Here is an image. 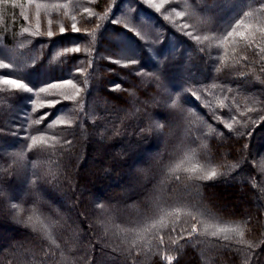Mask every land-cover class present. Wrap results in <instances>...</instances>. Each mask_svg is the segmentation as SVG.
<instances>
[{
    "label": "trees",
    "instance_id": "obj_1",
    "mask_svg": "<svg viewBox=\"0 0 264 264\" xmlns=\"http://www.w3.org/2000/svg\"><path fill=\"white\" fill-rule=\"evenodd\" d=\"M262 6L0 0V75L34 89L0 83V264H264ZM131 163L144 191L105 194Z\"/></svg>",
    "mask_w": 264,
    "mask_h": 264
},
{
    "label": "rangeland",
    "instance_id": "obj_2",
    "mask_svg": "<svg viewBox=\"0 0 264 264\" xmlns=\"http://www.w3.org/2000/svg\"><path fill=\"white\" fill-rule=\"evenodd\" d=\"M240 5V2H236V3H233V4H228L227 6H225L224 9H222V13H221V17L224 19V18H227L231 13H233L236 8H238V6ZM210 9H213L215 8L214 4L213 5H209L208 6ZM109 40L111 42H113V44L115 45V48L117 50V52H129V53H132V52H135L136 49L138 48L136 44H134L132 41L129 40V38H127L126 36L124 35H118V36H108ZM172 48V47H171ZM148 65L150 67H157L158 64H157V61H156V58L154 57V55H152V59L148 61ZM189 70H185L183 69V75L187 74L186 72H188ZM201 72H204L203 70H201ZM176 77H178V73L176 72L175 73ZM178 86H181L180 83H175L174 85H172V88H178ZM162 146L163 145V142L161 141V139L158 137L155 144H154V147L152 150L150 151H147V152H144L140 155V159H139V162H141L142 164H147L148 162H150L152 160V153L151 152H154L155 155H158V151L162 150ZM120 148L121 147H124V148H128V147H131L130 145H128V143H125V145H120L119 146ZM150 152V153H149ZM151 154V155H150ZM101 156H103V152L100 153ZM100 156V157H101ZM94 165L96 166L95 163H93L91 165V169L92 171H90V173L94 172ZM98 167V166H97ZM139 167H136L135 166V163H131L130 164V167L129 168H126L124 169L123 171L119 172V174H112V176H110L109 178V185H107V187L104 189V193L105 194H108V193H111L113 191L116 190L117 187H119V184L118 182L120 180H122L123 178L126 180L125 182L122 183V185H128V186H131L132 188L129 190L128 189V192H122L119 194V196L122 198V199H126L128 196H132V195H135L137 193H141L144 191V187L147 183V177L145 179H141L140 176H138V174L136 175L135 173L139 172L140 170L138 169ZM135 171V172H134ZM134 187V188H133ZM27 189H25L23 192H19V197H24V195L27 193ZM54 198V197H53ZM57 198V197H55ZM60 199V198H59ZM58 199V200H59ZM62 204L61 206L62 207H66V205L64 204V201L61 200V203ZM110 264V263H108Z\"/></svg>",
    "mask_w": 264,
    "mask_h": 264
},
{
    "label": "snow or ice",
    "instance_id": "obj_3",
    "mask_svg": "<svg viewBox=\"0 0 264 264\" xmlns=\"http://www.w3.org/2000/svg\"><path fill=\"white\" fill-rule=\"evenodd\" d=\"M157 7H160V6H157ZM264 7V6H262ZM245 16H250L252 15V13L250 12H246L244 14ZM117 21H113V23H116ZM243 26V20L240 21V23L238 25H236V27H234L232 29V31H229L227 33V36L225 37V39H228L229 37H232L234 33H237L238 35H240L238 33V29ZM186 27V26H185ZM72 28L73 29H76V25L73 24L72 25ZM64 30L61 29V32H63ZM261 32L264 33V29H261ZM48 36L51 37L52 36V33L51 32H48ZM196 39H199V37H196ZM247 47L251 48L252 47V42L248 43L246 45ZM69 51H76L78 52L79 51V48H75V49H69ZM132 63H136L135 61H132ZM9 68V65L8 64H4L2 62H0V69H7ZM12 74L10 75H0V83H3L4 85H12V86H15V89L17 91H20V90H23L24 92H27V93H33L34 89L32 87H29L28 84L24 83L22 80H17V79H11L9 78ZM66 84L68 85H71L73 89L76 90L77 94H79V89H76V86L72 83V80L69 79L65 82ZM61 85L60 84H56V83H52V82H49L48 83V87H40L39 88V92L41 93H46L48 92L49 88H52V89H56V88H60ZM70 97L68 95H64V99H69ZM173 107H175V104H173ZM80 111H82V109H80ZM61 123H65L64 121H61ZM158 128H162L163 125H157ZM33 143H35V141H33ZM217 175L216 172H212L211 173V177H215ZM211 177H208V178H211ZM16 206L13 205V208H15ZM192 231H195V228L192 229ZM165 259L167 260H171V257H165Z\"/></svg>",
    "mask_w": 264,
    "mask_h": 264
}]
</instances>
